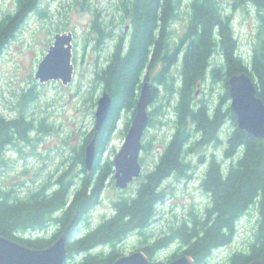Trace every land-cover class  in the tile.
Instances as JSON below:
<instances>
[{
	"label": "trees",
	"instance_id": "1",
	"mask_svg": "<svg viewBox=\"0 0 264 264\" xmlns=\"http://www.w3.org/2000/svg\"><path fill=\"white\" fill-rule=\"evenodd\" d=\"M41 1L15 0L14 12L0 18V55ZM182 1H122L120 23L129 24L128 41L124 44L121 38L113 46L106 65L94 77L110 95L112 104L96 134L92 170L87 172L84 168L83 150L92 139L94 128L75 157V164L82 167L75 174L65 170L52 189L42 186L39 191L19 198L0 188V236L39 250L50 246L73 223L66 246L67 260L82 257L74 264H112L119 256L118 248L131 236L142 237L140 249L151 263L158 253L177 243L178 250L183 251L170 255L168 262L189 255L194 264H206L213 252L232 243L237 222L255 205L257 226L248 250L232 253L224 264H249L264 259V143L239 130L235 115L223 105L224 100H229L228 78L242 73L254 81L257 97L264 103V0H236L233 4V8L251 4L257 11L258 41L248 60L238 55L231 16L221 12L217 0H192L185 33L177 43H172V23L178 17ZM92 30L98 36L103 34L96 20ZM109 36L107 32L103 37ZM179 55L182 66L176 89L175 129L154 169L139 177L133 195L113 203L110 217L73 239L76 226L99 204L103 191L113 183V162L103 161L102 157L116 131L120 113L134 111L144 74L147 79L160 63L162 70L155 80L166 82L167 70L178 61ZM214 56L220 60L212 65ZM208 77L223 82L225 92L216 106L195 101L198 87ZM170 81L169 89L174 78ZM33 95L32 90L25 94L29 99ZM149 120L150 124V117ZM127 126L128 123L125 130ZM29 128L30 123L22 117L8 120L0 115V169L6 148L25 138ZM220 143H225L223 156L227 162L218 161L213 154L207 158L200 187L210 202L203 215H192L189 222L171 228L169 235L149 240L146 230L154 220L157 206L164 201L161 189L164 180L170 176L177 180L190 178L194 167L187 160L188 155L196 153L201 162V155L194 149L205 150ZM51 227L58 228L54 234L40 236ZM26 234L34 238L24 237ZM96 249L99 253L93 255L91 251Z\"/></svg>",
	"mask_w": 264,
	"mask_h": 264
},
{
	"label": "rangeland",
	"instance_id": "2",
	"mask_svg": "<svg viewBox=\"0 0 264 264\" xmlns=\"http://www.w3.org/2000/svg\"><path fill=\"white\" fill-rule=\"evenodd\" d=\"M122 1L125 0H42L38 9L20 26L3 50L0 55V115L8 120L22 117L31 126L25 132V138L15 140L14 144L6 148L4 165L0 169V188L4 191L24 198L39 191L42 186L52 189L65 170L75 174L82 167L75 164V157L94 128L97 99L104 92L102 85L94 80L95 73L104 68L115 43L122 38L125 44L129 38V30L123 35L128 22L120 23L119 6ZM217 1L221 12L231 16L238 55L248 60L258 41L256 9L247 3L233 8L236 0ZM14 2L15 0H0V18L14 12ZM188 3V0L182 1L178 17L172 23V43H177L185 33L190 14ZM95 20L103 29L101 36L92 30ZM67 32L73 34L72 82L67 86H63L60 81L39 83L34 75L52 44L54 35ZM104 32H110L111 36L103 37ZM180 57L181 55L167 70L166 82L165 79L162 82L155 80L162 70L160 63L151 70L148 80L145 79V74L141 79L142 82L151 80L154 85V99L149 106L151 123L144 132L139 157L141 177L154 169L174 133L178 97L176 89L181 79ZM219 60V56H214L212 65ZM171 77L174 81L169 89ZM29 90L34 92L32 99L25 96ZM224 92L222 81H213L208 77L198 87L195 101L216 106ZM223 103L225 107L230 105L229 100H224ZM133 113L134 111L120 113L116 131L102 157L103 161H113L121 150ZM222 139L225 142L226 137L223 135ZM224 148L225 143L209 146L205 150L195 148L203 160L199 162L196 153L188 155L187 160L194 167L191 177L177 180L170 176L164 180L161 186L164 201L157 206L154 220L146 230L149 240L169 235L171 228L183 221L189 222L192 215H203L210 202L209 196L200 187L207 168V158L213 154L218 161L226 163ZM140 178L125 190L116 189L113 179L112 185H108L103 191L99 204L76 226L73 239L83 236L104 218L110 217L114 211L113 203L119 198L133 195ZM256 226L257 209L254 205L237 222L232 243L213 252L206 264H224L232 253L247 251ZM57 229L51 227L40 233V236L50 237ZM23 236L34 238L32 234ZM141 240L140 236L127 238L118 248V257L141 251ZM182 251L183 249L178 250L177 243H173L158 253L153 262L168 263L170 255H180ZM91 253L95 255L99 250ZM81 258L76 256L66 260L65 264H74Z\"/></svg>",
	"mask_w": 264,
	"mask_h": 264
},
{
	"label": "water",
	"instance_id": "3",
	"mask_svg": "<svg viewBox=\"0 0 264 264\" xmlns=\"http://www.w3.org/2000/svg\"><path fill=\"white\" fill-rule=\"evenodd\" d=\"M71 32L54 35L53 42L37 67L34 78L39 83L60 81L67 86L73 80ZM229 108L236 117L237 128L249 137L259 139L264 143V103L257 97L254 81L245 73L232 75L227 80ZM154 99L152 85L143 81L135 105L133 117L127 130L124 144L113 159L114 187L125 190L131 183L139 179L142 166L139 161L142 149V138L149 125V106ZM112 100L107 92L97 99L94 114L95 133L84 148L83 165L90 172L95 162V139L97 132L104 125L110 112ZM73 223H70L44 249L34 250L22 244L0 236V264H65L67 260V243ZM112 264H156L151 263L142 251L118 257ZM164 264H194L189 255H182ZM249 264H264V259H256Z\"/></svg>",
	"mask_w": 264,
	"mask_h": 264
},
{
	"label": "flooded vegetation",
	"instance_id": "4",
	"mask_svg": "<svg viewBox=\"0 0 264 264\" xmlns=\"http://www.w3.org/2000/svg\"><path fill=\"white\" fill-rule=\"evenodd\" d=\"M191 1L192 0H188V6H189V4L191 3ZM128 30H129V25H127L126 27H125V30H124V34L123 35H125L126 34V32H128ZM114 32V31H113ZM118 43V41L115 43V44H117ZM180 58H182V56L180 57ZM147 80H148V78H147ZM146 81V80H145ZM151 81V80H150ZM150 81H147V82H149L151 85H152V91H153V93H154V85L152 84V82H150ZM152 81H153V79H152Z\"/></svg>",
	"mask_w": 264,
	"mask_h": 264
}]
</instances>
